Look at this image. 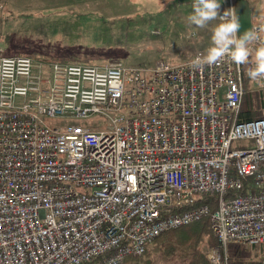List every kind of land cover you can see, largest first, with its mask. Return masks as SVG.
<instances>
[{
  "label": "built area",
  "instance_id": "obj_1",
  "mask_svg": "<svg viewBox=\"0 0 264 264\" xmlns=\"http://www.w3.org/2000/svg\"><path fill=\"white\" fill-rule=\"evenodd\" d=\"M251 30L264 39L261 22ZM258 46L247 64L203 70L190 63L202 51L146 70L0 50V264H122L206 216L217 239L209 264H231L235 246L261 249L264 115L240 118ZM92 115L106 127L73 122ZM209 195L214 211L197 205Z\"/></svg>",
  "mask_w": 264,
  "mask_h": 264
},
{
  "label": "rangeland",
  "instance_id": "obj_2",
  "mask_svg": "<svg viewBox=\"0 0 264 264\" xmlns=\"http://www.w3.org/2000/svg\"><path fill=\"white\" fill-rule=\"evenodd\" d=\"M192 1L0 0V50L5 56L23 55L75 64L102 66L112 60H122L146 70L153 69L160 60L179 64L190 60L195 50L205 53L211 46L214 27L222 22L218 16L204 28L189 24L187 17L193 11ZM243 1L246 9L240 11L238 0L232 3L218 0L219 15L231 10L232 4L241 24L240 35L256 22L264 25V0ZM245 88L240 106L254 115H264L258 82L247 77ZM95 120L100 121V128L106 127V119L101 115L73 122L95 128ZM47 121L53 126L70 122L62 118ZM247 144L248 141L241 140L233 147ZM155 247L153 244L145 256L132 258V261H144L150 255V261L155 264H167L151 253ZM232 254V262L260 264L264 244L261 249L235 246Z\"/></svg>",
  "mask_w": 264,
  "mask_h": 264
},
{
  "label": "clouds",
  "instance_id": "obj_3",
  "mask_svg": "<svg viewBox=\"0 0 264 264\" xmlns=\"http://www.w3.org/2000/svg\"><path fill=\"white\" fill-rule=\"evenodd\" d=\"M221 5L218 0H194L192 14L187 17L189 24L204 28L209 22L219 16ZM222 21L214 27L211 36V46L206 49L204 55L196 56L190 63L195 70H203L205 66L216 65L226 58L236 65L249 62V44L259 42L252 56L253 67L247 70L250 80L264 78V39L254 30L245 31L240 35L241 24L234 11H225L219 16Z\"/></svg>",
  "mask_w": 264,
  "mask_h": 264
},
{
  "label": "trees",
  "instance_id": "obj_4",
  "mask_svg": "<svg viewBox=\"0 0 264 264\" xmlns=\"http://www.w3.org/2000/svg\"><path fill=\"white\" fill-rule=\"evenodd\" d=\"M258 116L261 115H254L251 111H244L241 107V119L248 120ZM204 204L209 205L212 211L216 210L218 204L217 196L209 195L197 201L198 206ZM153 244H155L156 247L151 253L156 256L158 261L167 264H209L205 251L209 246L216 244V239L211 229L210 216H206L201 221L185 227L182 226L171 229L160 235L148 246L146 252L141 256H145ZM203 246L205 247L203 248ZM141 256H130L122 264H155V262L150 261L152 258L150 255L145 257L144 261L141 259L136 262L132 261V258ZM100 263L99 259H95L90 264ZM231 264L253 263L234 261Z\"/></svg>",
  "mask_w": 264,
  "mask_h": 264
},
{
  "label": "crops",
  "instance_id": "obj_5",
  "mask_svg": "<svg viewBox=\"0 0 264 264\" xmlns=\"http://www.w3.org/2000/svg\"><path fill=\"white\" fill-rule=\"evenodd\" d=\"M226 2V1H225ZM238 7H239V9L238 10H244V9H246V5H245V3H244V1L243 0H238ZM248 30H251V27L250 28H248V29H246L245 31H248ZM244 31V32H245ZM243 33H241V35H242ZM198 51H201V50H195V51H193V56L198 52ZM192 56V57H193Z\"/></svg>",
  "mask_w": 264,
  "mask_h": 264
}]
</instances>
